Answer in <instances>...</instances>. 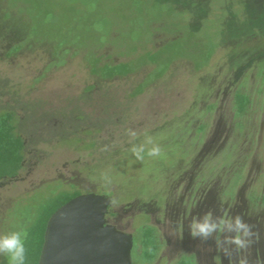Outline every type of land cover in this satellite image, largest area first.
<instances>
[{
    "label": "rangeland",
    "instance_id": "rangeland-1",
    "mask_svg": "<svg viewBox=\"0 0 264 264\" xmlns=\"http://www.w3.org/2000/svg\"><path fill=\"white\" fill-rule=\"evenodd\" d=\"M128 1L0 0V114L7 109L16 112L25 145L18 175L0 180V232L30 225L44 203L59 195L75 190L106 195L112 198L108 222L131 233L145 221V214L163 238L161 258L154 264H172L183 249L179 230L171 226L173 208L168 206L185 193L190 180L200 184L205 195L212 192L224 214L230 209L223 192L231 169L240 170L244 178L258 169L252 189L261 190L264 125L260 131L263 117L258 107L264 105V96L259 98L255 90L260 85L257 64L264 60V0L259 1L257 16L246 0L233 1L230 10L237 15L228 30L234 36L223 40L229 32H222L221 24L229 19L230 10L221 11L222 0H215L211 13L193 26L188 13L155 8L154 0H134L138 3L134 8ZM137 7L144 13L139 40L131 39L134 33L129 34L125 22L128 18L135 22ZM101 17L107 22L103 28L107 32L111 27L113 35L111 46L97 51L102 39L81 21ZM156 20L162 28L146 43L153 24L149 21ZM23 32L24 42L44 44L29 41L8 54ZM176 34L185 47L177 46L173 51L177 59L165 75L136 97L130 93L151 66L101 81L85 63L92 59V51L103 62L115 64L127 60L117 51L134 49L135 59L142 52H155ZM60 41L81 50L70 52L64 64L49 66L55 60L51 48L54 51ZM192 64L201 70L195 71ZM239 83L249 92L252 105L246 128L236 136L230 121L231 96ZM146 136L160 144L161 157L137 160L132 154V145L144 143ZM250 209L264 240V207ZM140 236L139 230L135 237ZM259 264H264V257Z\"/></svg>",
    "mask_w": 264,
    "mask_h": 264
},
{
    "label": "trees",
    "instance_id": "trees-1",
    "mask_svg": "<svg viewBox=\"0 0 264 264\" xmlns=\"http://www.w3.org/2000/svg\"><path fill=\"white\" fill-rule=\"evenodd\" d=\"M214 1L215 0H154L153 6L155 8L169 7L170 10L172 9V11L177 13L178 12L188 13L190 16L189 22L192 23L193 26V23L195 24L196 20L200 21L202 17L206 18L207 15L211 13L210 12L211 5L214 3ZM222 1L221 3H219L220 6H223L221 8L222 9L221 11L224 10L226 11V9L230 10L232 8L233 1L235 0H222ZM128 2H130L129 7L132 6L134 8V6L136 5L138 6V3L134 2V0L131 1L129 0ZM137 8L138 10H136V12L138 16L135 17V22L134 21L132 22V20L130 21L129 18H128L129 22L125 19V22L129 24V30L127 28L129 34L130 32L134 33V35L131 36V39L133 37L134 39L138 37L136 36L138 35L137 32L139 31V28L143 25L144 13L142 12V9L140 7ZM229 13L230 15L228 18H234L233 17L234 14L235 16L237 15L236 12H233L231 10ZM6 14H8V12ZM225 16H227V14ZM222 19L224 20V18ZM4 20L7 21L9 26L10 24L9 19L6 17ZM156 21L159 22L149 21L150 25L152 23L153 24L152 27L150 26V31L148 30L149 37L146 38L145 41L146 43H150L154 33L158 32L157 30H160L162 28L163 23L160 22V20H156ZM81 22L86 24L85 25L86 29L90 30V32L93 31V35H96L97 38L102 39L101 45L97 46L98 48L96 49L97 51L108 46L111 43L110 42L112 41L111 35H113L112 33L113 29L111 27L107 29V32L105 28H103L102 32H98L94 27L98 23L102 25L105 24L107 26L106 17L95 18L93 20H89L86 22L81 21ZM225 22L226 20L221 24L222 27L220 30L222 32L227 26V22L226 25ZM14 33H17V31H15ZM21 36L22 38L18 37L13 41L12 43L13 45L10 48L8 54L16 52L24 44H27L29 41L37 44H44L43 41H37V40H28V41L25 40L24 42L25 39L24 32ZM179 36H180L179 34H176V36L169 35L168 40L163 42L162 45L159 46V48L155 52L153 53H149L147 51L142 52V54H140V56L135 59H133L134 49L126 53L117 51L118 56L127 57V60L124 62H119L115 64H112L110 62H103L102 57L98 54L97 51L91 52L92 59L89 60V62H87V60L84 61L89 69V73L101 81H111L114 78L125 77L129 74L138 71L142 67L151 66V70L144 76L141 82L138 85H136V87L130 93V97H136L137 95L143 93V91L149 85L161 79L167 72L169 65L175 59H177V57L174 56L173 51H176L177 46L180 47L181 49L185 47L183 45L182 39H180ZM136 40H139V38H137ZM54 49L55 50L53 51V49L51 48L53 53L52 56L55 60L54 62H51L49 66L51 65L58 66L64 64L65 57L70 52L72 55H74L77 52H79V50H81V49L78 50L70 43H67V41L65 42L60 41L58 43H55ZM71 50H74V52H72ZM57 54L60 55L57 56ZM183 59L186 60L185 57H183ZM209 59H210V55H208L207 60H205L206 61L205 64ZM191 60L193 61V63L195 62L194 59ZM194 65L192 64V67L195 71L201 70V66H197V65L194 66ZM259 74L264 79V62L261 64ZM91 88L92 87H89L88 89ZM235 103L237 106V110L241 112L246 107L248 101L247 98L244 96V94L237 92L235 94ZM16 122H17V117L14 112L2 111V113L0 114V180L15 178L18 175L19 171L22 169L25 145L22 136L18 133V130L21 127V122L19 123V125H17ZM202 129L203 127L200 126L199 130L202 131ZM80 194L81 193L78 190H75L70 194H62L50 199L49 201L45 202L44 205L40 208L34 221L30 225L23 228L26 229L28 232V239L25 242L26 254H27L26 264H37L41 247L43 244V235L45 231L46 222L48 218L51 216V214L54 213L59 207L64 205L66 202H68L69 200ZM151 234H152L151 229L147 228L146 230L143 231V238L145 239L144 256L146 260H149L153 257V251L150 249V247L152 246L150 240L152 238ZM0 264H9V261L5 256L0 255ZM177 264H190V263L187 259L182 258Z\"/></svg>",
    "mask_w": 264,
    "mask_h": 264
},
{
    "label": "flooded vegetation",
    "instance_id": "flooded-vegetation-1",
    "mask_svg": "<svg viewBox=\"0 0 264 264\" xmlns=\"http://www.w3.org/2000/svg\"><path fill=\"white\" fill-rule=\"evenodd\" d=\"M247 6H250L251 12L257 16L260 0H246ZM246 6V9L248 7ZM261 11H264L261 8ZM255 18V17H254ZM234 18H229L227 21V26L224 29L225 31L228 28H232L231 22H233ZM229 22V23H228ZM253 26V24H252ZM229 34L222 35L223 38L227 36H234V32L228 30ZM221 40V41H222ZM264 60L258 62L259 70L261 64ZM260 76V74L258 73ZM259 88H256V96L263 97L264 96V79L260 76ZM240 92L244 94L247 98V105L239 112L237 110V106L235 103V94ZM252 99L250 98V94L247 91L246 87L239 83L236 85L235 89L232 92L231 96V126L234 127V131L236 132V136L239 135L240 132L244 130L246 122L245 117L247 116L248 110L251 108ZM212 108V107H211ZM210 108V109H211ZM2 111H12L15 113L16 117L18 116L13 109H7ZM258 111L262 114V120L259 124L260 131L264 125V105L258 107ZM1 112V111H0ZM17 125L20 123V119L17 117ZM229 157V156H228ZM228 159V158H226ZM24 161V160H23ZM23 167V162H22ZM260 176V172L256 169L253 174L251 171L248 172L246 177H243V173L237 168H233L230 170V180L224 186V196L227 199V204L230 205V209L225 213L230 216L240 215L241 218L251 226L252 232L255 234L252 240L251 246L246 251L247 258L249 260V264H259L262 262V258L264 257V240L259 235V232L256 231V227L253 224V220L256 221L255 215L252 213V209L250 208H262L264 207V180L262 182V187L259 192L252 189L254 186L253 183L258 180ZM261 177L264 178V172L261 174ZM229 187V189H227ZM185 193H183L179 198L176 199L174 204L168 206V208H173L171 211V226L174 230H179L181 234V246L183 252L178 256V258L172 264H177L182 258H185L189 261L190 264H216L217 261L215 258L219 257L220 264L227 263L229 260L224 254L218 249L215 239L201 240L199 238H192L189 234V221L193 215H203L204 212L208 210H212L214 216H221L224 214V208L219 209L216 204V196L207 191L205 195L200 184L197 182H192L191 180L186 184L184 188ZM252 210V211H251ZM109 208L105 215L106 224L113 226L116 230L131 236L132 247L130 251L131 264H154L156 261L158 262L161 258L162 251V237L159 235L157 227L153 224L148 223V218L144 214L143 217L145 219V223H141L136 227L131 233L125 232L119 227L115 225V222L109 223L106 217L109 214ZM251 211V212H250ZM151 229L152 238L150 249L153 251V257L149 260L145 259L144 256V238L143 231L146 229ZM140 230V237L136 239L135 235ZM168 241V240H167ZM210 248L211 251L209 254L207 253V249ZM236 253L232 252V258L235 259ZM170 258V257H169Z\"/></svg>",
    "mask_w": 264,
    "mask_h": 264
},
{
    "label": "water",
    "instance_id": "water-1",
    "mask_svg": "<svg viewBox=\"0 0 264 264\" xmlns=\"http://www.w3.org/2000/svg\"><path fill=\"white\" fill-rule=\"evenodd\" d=\"M112 198L80 194L48 218L37 264H131L132 240L106 224Z\"/></svg>",
    "mask_w": 264,
    "mask_h": 264
},
{
    "label": "clouds",
    "instance_id": "clouds-1",
    "mask_svg": "<svg viewBox=\"0 0 264 264\" xmlns=\"http://www.w3.org/2000/svg\"><path fill=\"white\" fill-rule=\"evenodd\" d=\"M94 27L98 32L103 31V25L100 23ZM129 135L135 137L136 133L129 130ZM130 151L137 160H143L145 156L159 158L163 155L160 144L154 142L151 136H146L144 143L132 145ZM188 226L189 234L194 239L205 241L210 238L215 239L218 249L228 258L229 264H249L245 253L251 246L255 234L240 215L214 216L212 210H208L203 215H193ZM27 239L26 229L0 232V255L5 256L9 264H26ZM233 251L236 253L235 259L232 258ZM215 259L217 264H220L219 257Z\"/></svg>",
    "mask_w": 264,
    "mask_h": 264
}]
</instances>
